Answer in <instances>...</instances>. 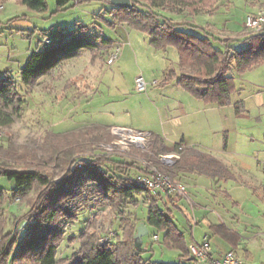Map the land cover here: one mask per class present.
<instances>
[{
	"label": "trees",
	"instance_id": "1",
	"mask_svg": "<svg viewBox=\"0 0 264 264\" xmlns=\"http://www.w3.org/2000/svg\"><path fill=\"white\" fill-rule=\"evenodd\" d=\"M8 1L0 0V4ZM14 1L33 12L48 10L46 0ZM84 1L89 0H57V5L63 10L72 2L80 4ZM216 1L219 0H131L130 8L111 5L110 11L117 13L119 22L146 33L152 47L160 50L177 48L179 71L171 69L160 85L176 81L182 89L205 103L225 106L232 102V95L238 91L235 74L242 75L264 63V30L247 35L241 40L242 46L234 48L228 39L212 38L204 33L205 30L201 33L189 31L199 27L187 21L176 22L163 14H212L217 9ZM53 35L54 38H45L42 49L29 55L21 70V84L10 75L0 77L1 131L10 129L26 111L28 100L23 93L33 91L41 78L50 76L62 63L80 57L85 50L92 55L91 63H95L102 57V50L111 45V40L101 35L88 34L86 27L63 32L57 29ZM46 39L51 41L49 45ZM235 108L240 115L244 104L238 102ZM95 131L101 134L102 141L111 140L109 129L94 125L62 135L47 130L36 148H19L20 152L10 142L0 144V177L15 184L11 188L0 186V202L8 194L7 190H11L10 197L20 198L27 206L24 214L16 216L15 226L10 231L5 230L0 219V264H165L145 258L142 240L135 237L138 222L132 218L129 208L142 202L141 196L147 205L146 226L156 230L154 236H158L157 242L162 247L179 252L177 261L172 264H200L192 257L168 203L161 208L159 201L162 198L144 189L132 176L138 162L103 156L94 152L95 147L91 150V142L92 145L95 142H85V137ZM151 138V149L155 153L167 152L164 140L154 135ZM76 145H88L86 155L76 158ZM179 146L176 144L174 149ZM154 166L173 181H179L183 174L206 175L217 180L234 177L222 161L195 149L182 152L172 165L156 161ZM54 168L63 173L59 180L54 179ZM141 170L145 174H154L144 165ZM167 196L171 202L182 198ZM106 204L119 216L122 236L115 241L103 242L100 228L92 224L91 230L85 228L77 236L78 250L60 255L62 245L71 240L67 239L68 228L76 223L84 209L90 206L96 209Z\"/></svg>",
	"mask_w": 264,
	"mask_h": 264
},
{
	"label": "rangeland",
	"instance_id": "2",
	"mask_svg": "<svg viewBox=\"0 0 264 264\" xmlns=\"http://www.w3.org/2000/svg\"><path fill=\"white\" fill-rule=\"evenodd\" d=\"M46 1L48 10L43 13L30 11L14 0L0 4V77L10 75L21 84V70L25 67L29 55L43 48L45 38H54L53 31L57 29L63 32L86 27L88 34L101 35L111 40V45L102 50V57L97 59L94 67L91 65V53L85 50L76 59L77 63L76 61L62 63L50 76L41 78L33 91L24 92L23 96L28 100L26 111L16 119L10 129L0 130V144L7 145L10 142L11 146L17 147L20 152L19 148H36L47 130L53 131L56 135H62L85 127L100 125L110 130L111 140L102 141L100 133L90 132L91 134L86 135L85 142L92 140L95 142L94 145L91 142L92 151L95 147L94 152L103 156H115L122 161L130 160L140 164L144 162L147 168L150 165L156 168L155 162L163 163L160 158L168 155V152L155 153L151 149L152 138L139 143L123 141L122 136L115 134L112 126H129L134 131H150L162 136L169 131V128H175L176 132L178 128L191 131L194 127L193 118L182 114V107H185L184 104L187 103V93L175 82L167 87L160 85L171 69L179 71L177 48L169 47L166 50H160L152 47L149 44V36L128 23L119 22L116 18L117 13L110 11L111 4L105 0H89L80 4L72 2L63 10L58 8L57 0ZM216 7V11L212 14L202 12L189 16L162 13L176 22L187 21L199 27L198 30L190 28L189 31L201 33L205 30L204 33L212 38L228 39L234 48H239L242 44L241 40L247 35L264 30V25L259 31H249L245 28L249 15L264 12V0H219L216 1ZM215 44L222 47L219 43ZM111 54H115L116 59L113 64H108ZM233 73L235 74L234 71ZM235 75L238 85L242 87V92L241 95L233 94L232 98L233 100L239 97L244 99L251 116L240 120V130H232L230 135L241 133L242 139L253 135L256 146H259L264 140V64L242 75ZM139 76L143 77L147 85L144 91L137 89L136 79ZM222 129V122L219 125L216 119L218 143H222L223 140ZM99 136L101 138H98ZM243 142L244 139L242 142L239 140L240 147L243 146ZM114 143L119 145L114 146ZM87 149L88 145H76L75 157L86 155ZM177 154L179 158L182 156V153ZM179 158L172 159L170 164H174ZM231 159L237 163L246 160L245 157L238 155H231ZM260 159L263 165L264 157ZM16 167L23 168L19 165ZM233 171L239 175V170L233 168ZM62 175L59 168H54V179L59 180ZM0 179L6 186L15 187L13 181L3 177ZM232 186L221 184L216 187L214 185V191L210 194L205 189L197 193L192 188L191 193L197 195V201L199 200L208 210L210 218L214 221L216 216H225L226 207L232 211L233 215H239L241 221H246L247 224L251 222L262 228L261 230L253 227L248 229L247 234L255 237L248 248L251 257L248 263L264 264V216L261 215L264 211L262 209L264 203L243 201L246 192L250 190L244 188H238V190L237 187ZM222 190H228L234 197L238 194L235 199L242 200L240 205H234L222 193ZM257 191V197H262L264 190L259 188ZM7 193L0 202L2 213L0 219L6 226L5 230L10 231L15 226L16 216L24 214L27 206L20 198L17 200L11 198L9 195L12 194L11 190ZM213 196H217V204ZM140 198L142 202L131 205L129 208L133 213L132 218H135L137 222L145 220L147 212L144 198L142 196ZM186 214L194 219L192 209ZM176 223L183 229L178 219ZM92 224L100 228L103 242L115 241L122 236L123 230L119 226V216H116L111 206L106 204L96 209L91 206L86 207L76 223L68 228L67 239L71 238V240L62 245L60 255L65 256L78 250L77 236L85 228L91 230ZM199 228H203L205 233L212 235L206 223L203 222ZM153 233V230H150V233L142 240L144 257L165 264L176 262L179 252L162 247L154 240ZM197 234L198 236L202 234L200 229ZM213 240L210 242L212 247H215L216 238ZM191 241V235L188 234L187 242ZM240 259L245 264L246 257L243 255Z\"/></svg>",
	"mask_w": 264,
	"mask_h": 264
},
{
	"label": "crops",
	"instance_id": "3",
	"mask_svg": "<svg viewBox=\"0 0 264 264\" xmlns=\"http://www.w3.org/2000/svg\"><path fill=\"white\" fill-rule=\"evenodd\" d=\"M242 44L240 45V47ZM110 54V53H109ZM112 55V54H111ZM92 57V55H91ZM108 57V55L106 56ZM79 58V57H78ZM77 58L68 60V61H76ZM106 60V58H105ZM106 63V61H105ZM96 64L91 63L92 67ZM264 64V63H262ZM261 65V64H260ZM257 65L255 67H258ZM253 67V68H255ZM251 68V69H253ZM250 69V70H251ZM249 71V70H248ZM246 73V72H245ZM176 83L178 87H180L176 81H173L167 85L162 87H167L173 83ZM238 85V83H237ZM181 88V87H180ZM182 89V88H181ZM185 91L184 89H182ZM242 87L238 85V91L235 93L237 95H241ZM188 98L186 97L187 103H185V107H182V114L185 116H190L193 118L194 127L191 128V131H187L183 128H178V132L175 131V128H169V131L165 132V135H160L159 133H154L150 131H134L129 126H118L113 125L112 128H127L134 132H145L151 135L157 136L164 140L168 147V153L176 152L174 149L176 144H180L179 147H183L184 152L188 149H195L197 151L208 153L222 161L233 174V178L229 180H217L213 179L206 175H197V174H183L179 178L180 181H183L187 185L188 197H182L179 200L177 199L174 202H171L166 194L158 193V197L162 198L159 201V206L164 208V203H168L169 208L172 211V218L176 223V220L182 224L183 229L178 226L181 232L184 233L186 243L189 247L194 243H202L205 237H210V240L216 238V245L212 247L211 255L214 258L220 259L222 256L228 251H234L239 256H245L246 262L245 264H249L248 260L250 257L249 246L252 244L254 240V236L250 237L247 233L248 229L253 227L254 229H258L255 224L248 223L246 221H241L239 215H233L232 211L225 207V216H216L215 221L210 218V213L207 209H205L202 203L198 200L197 195L191 193L192 188L194 192L205 189L209 194L213 192L214 185L217 187L222 185H233L232 187L249 189L250 192H246L245 199L243 201H250L254 203H264V193L262 197H257L258 189L262 188L264 190V164L262 165L261 159L264 157V140L261 141L259 146H256L255 137L252 135L251 137L245 136L243 146L240 147L239 140L242 142L241 133L238 135L235 133L234 136H231V131H238L239 129V121L243 120L247 117H250L247 103L244 99H234L231 98V103L225 106H219L217 104H208L204 101L194 97L187 91ZM238 102H242L244 104V111L238 115L236 112L235 104ZM183 105V104H182ZM188 107V109H187ZM216 119L220 125V122L223 124V140L222 143H218L216 140ZM170 121V120H169ZM232 131V132H233ZM250 141V142H249ZM249 142V143H248ZM178 147V148H179ZM231 155H238L239 157H245L246 160L243 162L237 163V161H232ZM126 162L131 163L130 160ZM142 164V163H141ZM139 162L136 165V168L133 169L132 174L133 177L142 174L144 171L141 170L143 168V164L141 165ZM172 165V164H170ZM233 168L239 170V175H237ZM206 177V178H204ZM246 178L245 180L243 178ZM3 183V184H2ZM0 186L3 188H8L10 186H6L5 182L0 179ZM6 186V187H5ZM235 189V188H234ZM239 190V189H238ZM8 192V190H7ZM222 193L225 194L227 198L233 202L234 205H240L242 202L241 199L235 197L238 194H235L234 197L228 190H222ZM10 195V194H9ZM216 197V198H215ZM216 200V204L218 201L217 196H213ZM190 209L193 210L194 219L189 217L187 213H189ZM264 209V208H262ZM261 209V211H262ZM178 213V214H176ZM263 213V214H262ZM261 215L264 216V211L261 212ZM146 217L147 212L145 214V220L138 222L137 232L141 225H144L146 228L142 227L141 230L144 234L143 238L150 233V230H153L156 233V230L150 226H146ZM177 218V219H176ZM207 224L208 231L212 233V235H208L205 233L203 228H199L202 223ZM248 225V226H247ZM201 230V235L198 236L197 231ZM260 229V228H259ZM262 229V228H261ZM260 229V230H261ZM153 233V234H154ZM137 234V233H136ZM188 234L191 235V242H187ZM214 236V237H213ZM208 237V238H209ZM142 238V240H143ZM159 239H161L159 237ZM212 246V245H211ZM240 256V257H241ZM250 257V258H249Z\"/></svg>",
	"mask_w": 264,
	"mask_h": 264
},
{
	"label": "built area",
	"instance_id": "4",
	"mask_svg": "<svg viewBox=\"0 0 264 264\" xmlns=\"http://www.w3.org/2000/svg\"><path fill=\"white\" fill-rule=\"evenodd\" d=\"M264 25V12L258 15H249L245 22V28L249 31H259ZM51 41L46 39V44L49 45ZM116 59V55H110L108 64H113ZM137 89L144 91L146 89V83L143 77L139 76L136 79ZM115 134L122 136L123 141L129 143H139L142 141H148L151 138V134L145 132H134L127 128H113ZM125 136V137H123ZM118 143H114V146H118ZM121 145V144H120ZM112 148V146H108ZM183 147H179L176 151L181 153ZM177 153H171L160 158L165 164L172 163V159L179 158ZM142 162V161H141ZM144 166L146 163L142 162ZM149 165V164H148ZM154 174L142 173L136 176L137 182L147 191L158 194L163 193L166 195H179L182 197H188L187 186L181 181H172L167 175H164L157 171L156 168L148 167ZM154 240H158V236L155 235ZM212 246L208 237H205L202 243H195L191 246L190 252L192 257L201 264H244L240 257L234 251L226 252L222 258L217 259L211 255Z\"/></svg>",
	"mask_w": 264,
	"mask_h": 264
},
{
	"label": "water",
	"instance_id": "5",
	"mask_svg": "<svg viewBox=\"0 0 264 264\" xmlns=\"http://www.w3.org/2000/svg\"><path fill=\"white\" fill-rule=\"evenodd\" d=\"M110 4L112 6H115V7H123V8H130L132 6L131 0H110ZM142 227L146 228L144 225H141L138 229L136 236H135L139 240H142V238L144 236V234L141 230Z\"/></svg>",
	"mask_w": 264,
	"mask_h": 264
}]
</instances>
